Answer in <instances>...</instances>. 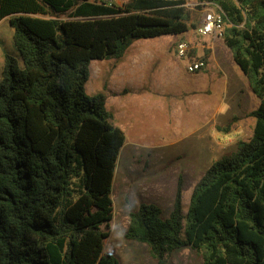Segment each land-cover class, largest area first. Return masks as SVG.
<instances>
[{
    "label": "trees",
    "instance_id": "1",
    "mask_svg": "<svg viewBox=\"0 0 264 264\" xmlns=\"http://www.w3.org/2000/svg\"><path fill=\"white\" fill-rule=\"evenodd\" d=\"M198 1L222 15L223 44L259 100L252 136L211 163L185 214L179 183L168 216L141 203L125 237L156 264L184 248L201 264H264V0ZM184 5L0 0L21 59L5 55L0 80V264H120L104 253L103 228L125 136L105 93L86 94L89 65L138 40L185 35L195 27Z\"/></svg>",
    "mask_w": 264,
    "mask_h": 264
},
{
    "label": "rangeland",
    "instance_id": "2",
    "mask_svg": "<svg viewBox=\"0 0 264 264\" xmlns=\"http://www.w3.org/2000/svg\"><path fill=\"white\" fill-rule=\"evenodd\" d=\"M102 1L121 6L127 0ZM184 1L188 24L195 27L185 35L138 40L122 58L89 65L86 94L105 93L113 124L125 136L113 180V217L103 228L108 232L104 253L120 264H156L144 245L126 239L130 212L153 203L167 217L180 183L185 214L194 186L211 163L252 136L255 120L249 114L258 98L221 37L196 33L211 5ZM12 33L8 18L2 19L0 80L5 55L21 64ZM180 41L190 45L187 60L202 59L204 70L187 72L186 60L176 56ZM168 264H201V259L184 248L173 252Z\"/></svg>",
    "mask_w": 264,
    "mask_h": 264
},
{
    "label": "built area",
    "instance_id": "3",
    "mask_svg": "<svg viewBox=\"0 0 264 264\" xmlns=\"http://www.w3.org/2000/svg\"><path fill=\"white\" fill-rule=\"evenodd\" d=\"M222 15L213 5L206 10L203 19L196 29V33L201 37L216 36L221 37L223 31ZM176 56L179 59L186 60V70L188 73H197L205 69L206 63L202 59L187 60L190 51V45L186 41H180L175 47Z\"/></svg>",
    "mask_w": 264,
    "mask_h": 264
}]
</instances>
